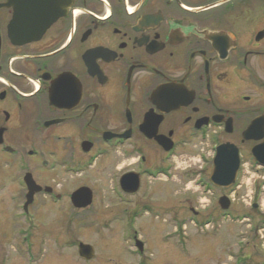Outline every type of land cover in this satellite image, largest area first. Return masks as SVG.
<instances>
[{
  "label": "flooded vegetation",
  "instance_id": "flooded-vegetation-1",
  "mask_svg": "<svg viewBox=\"0 0 264 264\" xmlns=\"http://www.w3.org/2000/svg\"><path fill=\"white\" fill-rule=\"evenodd\" d=\"M197 142L208 149L187 181L235 187L248 165L260 199L264 0H0V229L29 236L31 263L36 207L65 198L47 178L116 150L134 161L121 175L167 179ZM31 181L41 191L26 204ZM253 232L264 264V213Z\"/></svg>",
  "mask_w": 264,
  "mask_h": 264
},
{
  "label": "rangeland",
  "instance_id": "rangeland-1",
  "mask_svg": "<svg viewBox=\"0 0 264 264\" xmlns=\"http://www.w3.org/2000/svg\"><path fill=\"white\" fill-rule=\"evenodd\" d=\"M199 142L170 160L173 171L167 179L144 175L132 196L121 193L112 175L135 170L134 161L123 159L116 150L84 174L59 173L47 178L48 182L57 178L56 190L65 198L59 204L47 200L36 207L46 214L38 219L44 225L33 232V263L29 236L22 242V236L10 235V230L2 234L0 229V264L259 263V242L251 229L256 228L257 214L264 213V187L259 199L253 184L256 171L248 165L240 171L235 187L208 191L187 181L183 174L193 165L200 166L197 154L208 149L206 142ZM159 156L148 151V166H158ZM80 187L92 192V203L86 209H75L69 201ZM222 196L230 199L227 211L218 206ZM134 238L143 243L141 254ZM79 244L92 247L93 259L84 262L78 257Z\"/></svg>",
  "mask_w": 264,
  "mask_h": 264
},
{
  "label": "water",
  "instance_id": "water-1",
  "mask_svg": "<svg viewBox=\"0 0 264 264\" xmlns=\"http://www.w3.org/2000/svg\"><path fill=\"white\" fill-rule=\"evenodd\" d=\"M22 5H23L22 7H25L26 4L22 3ZM25 34L28 36L27 33H25ZM248 131L246 133H248ZM246 133L244 134V137H245V139L248 140L249 137H247ZM161 145H164V144L161 143ZM225 149H234V148L230 145L220 146L217 148V155L221 156L222 153H224V151H226ZM253 152H255V149L253 150ZM221 169H222V165L216 164L215 168H214L213 175L215 176ZM214 176H212V182L217 186H221V183L217 182ZM231 179H232V176L230 177V180ZM27 187H28L29 191H28V195H27V203L26 204H29L31 196L32 195L34 196V194L40 192L41 188L39 186H37L34 183V181L27 182ZM119 188L125 194L136 193L139 189V176L137 174H134V173H127V174L122 175L119 179ZM46 191L50 192V189H47ZM69 200H70L71 206L75 209L87 208L92 203V192L90 189H88L86 187H81V188L77 189L76 191H74L70 195ZM218 204L222 210H227L229 207V203H228L227 199L224 197L219 199ZM135 246L139 251H142V244L140 242L136 241ZM77 254H78L80 259L85 260V261H89V260L93 259V257H94V251H93L92 247H90L88 245H84V244L78 245Z\"/></svg>",
  "mask_w": 264,
  "mask_h": 264
}]
</instances>
